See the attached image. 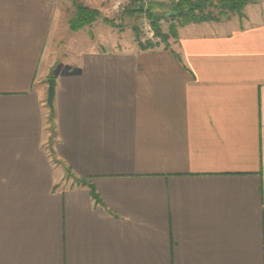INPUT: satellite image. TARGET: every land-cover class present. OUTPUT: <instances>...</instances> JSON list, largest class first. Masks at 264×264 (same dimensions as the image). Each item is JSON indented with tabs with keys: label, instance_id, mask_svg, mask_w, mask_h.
Masks as SVG:
<instances>
[{
	"label": "crops",
	"instance_id": "1",
	"mask_svg": "<svg viewBox=\"0 0 264 264\" xmlns=\"http://www.w3.org/2000/svg\"><path fill=\"white\" fill-rule=\"evenodd\" d=\"M67 2L0 0V264H264V0L148 49Z\"/></svg>",
	"mask_w": 264,
	"mask_h": 264
},
{
	"label": "trees",
	"instance_id": "2",
	"mask_svg": "<svg viewBox=\"0 0 264 264\" xmlns=\"http://www.w3.org/2000/svg\"><path fill=\"white\" fill-rule=\"evenodd\" d=\"M249 0H181L179 3L172 5L171 9L164 14V11L158 12L154 10L153 2L147 4L148 7H141V5H135L129 8L131 11L141 12L143 11L149 20V26L153 32V36L159 39L158 42H154L152 39H146L144 41L136 39L138 47L140 49L153 48L158 45L159 42H164L167 44L169 37L176 36V28L180 25L187 24L190 22H202L209 20H219L222 17L227 16L228 13H236L238 15L242 14L244 6ZM73 12L68 18V28L70 31H78L86 26L91 25L95 20H97L101 13L98 9L89 7L80 2H72ZM212 9L217 10V14H214ZM143 8V9H142ZM127 10V9H126ZM169 12V13H168ZM170 16L176 18L179 21V25L172 24L168 28L166 33L162 32L160 21L165 17ZM105 22L110 23V20L104 18ZM111 24V23H110ZM136 28H134L135 30ZM47 105V104H46ZM55 119L54 111L49 113L47 122ZM54 130H55V120H54ZM56 134V131H55ZM49 148L51 154L54 153L52 148V142L49 141ZM76 185H88L90 188V194L94 202L98 203L99 199L95 193L94 188L85 179L74 177Z\"/></svg>",
	"mask_w": 264,
	"mask_h": 264
},
{
	"label": "rangeland",
	"instance_id": "3",
	"mask_svg": "<svg viewBox=\"0 0 264 264\" xmlns=\"http://www.w3.org/2000/svg\"><path fill=\"white\" fill-rule=\"evenodd\" d=\"M73 1L85 4L83 0H68L66 10L63 12V14H65V18L67 19L71 16L73 12V5H72ZM180 1L181 0H166L163 2H153V3L161 4L160 9L164 11L165 14L167 11L171 9L172 5H175ZM147 4L148 2L131 1L129 5L126 6L127 10L118 14L114 11L112 7L113 0H105V2H103L102 9H98L101 13V16L97 20H95L91 25L84 27L85 29L84 37L87 36V31H89L90 36L98 35L101 36V38L111 37L114 39L115 43H117V48H126L127 46L132 44H136L138 46L136 39L141 41H144L146 39L153 40L152 34L148 32V30H150L149 20L144 14V12L143 11L135 12L129 9L132 6L133 8L137 7L135 5H139V6L141 5V7L145 8L148 7ZM209 9H211L214 14H217L218 12L217 10L212 9V6H209ZM232 15L235 16L236 13L227 12V16L222 18H227ZM104 18L109 19L111 24L105 22ZM169 18L170 16H165L160 21L161 30L164 33H166L170 25H172L169 22ZM134 28L136 29L134 30ZM67 41L68 39L64 38L62 43L66 42L64 44L67 45L68 43ZM69 42H72L71 38L69 39ZM62 47H64V45H62ZM65 47L63 48L65 49L64 51H60L58 56L59 58L58 61H67L71 56L70 49L68 48L66 49ZM55 72L56 71H53V74H55ZM44 105H46V98L44 99ZM47 133H48L49 141L52 142V147H54V142L56 140L55 130H54V119L47 123ZM74 180H75L74 177H72L70 173L67 171L65 172L64 178L58 184V187L67 188L69 186H74L76 184Z\"/></svg>",
	"mask_w": 264,
	"mask_h": 264
},
{
	"label": "built area",
	"instance_id": "4",
	"mask_svg": "<svg viewBox=\"0 0 264 264\" xmlns=\"http://www.w3.org/2000/svg\"><path fill=\"white\" fill-rule=\"evenodd\" d=\"M131 1H137V2H141V1H143V2H154V1L163 2V1H166V0H113V6L112 7H113L114 11L119 14V13H122L123 11L126 10V6L129 5V3ZM169 22H170V24L179 25V20L176 19V18L170 17L169 18ZM148 32L152 34L154 42H158L159 41V39L157 37L153 36V32H152L151 28H150V30H148Z\"/></svg>",
	"mask_w": 264,
	"mask_h": 264
},
{
	"label": "water",
	"instance_id": "5",
	"mask_svg": "<svg viewBox=\"0 0 264 264\" xmlns=\"http://www.w3.org/2000/svg\"><path fill=\"white\" fill-rule=\"evenodd\" d=\"M46 81H47L46 104L50 109V113H52L53 112V100H54V96H55L56 81L53 77L48 78Z\"/></svg>",
	"mask_w": 264,
	"mask_h": 264
}]
</instances>
